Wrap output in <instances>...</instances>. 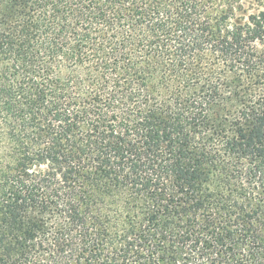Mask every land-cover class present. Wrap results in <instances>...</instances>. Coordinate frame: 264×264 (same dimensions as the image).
<instances>
[{"label":"trees","instance_id":"16d2710c","mask_svg":"<svg viewBox=\"0 0 264 264\" xmlns=\"http://www.w3.org/2000/svg\"><path fill=\"white\" fill-rule=\"evenodd\" d=\"M0 264H264V0H0Z\"/></svg>","mask_w":264,"mask_h":264}]
</instances>
